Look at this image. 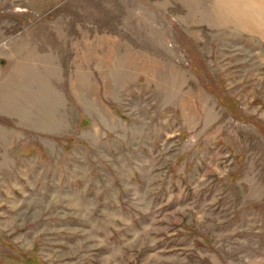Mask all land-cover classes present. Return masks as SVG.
<instances>
[{"label": "rangeland", "instance_id": "rangeland-1", "mask_svg": "<svg viewBox=\"0 0 264 264\" xmlns=\"http://www.w3.org/2000/svg\"><path fill=\"white\" fill-rule=\"evenodd\" d=\"M0 264H264V0H0Z\"/></svg>", "mask_w": 264, "mask_h": 264}]
</instances>
